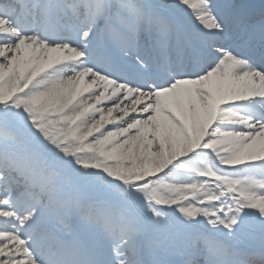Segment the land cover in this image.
I'll return each mask as SVG.
<instances>
[{"label": "snow or ice", "instance_id": "obj_1", "mask_svg": "<svg viewBox=\"0 0 264 264\" xmlns=\"http://www.w3.org/2000/svg\"><path fill=\"white\" fill-rule=\"evenodd\" d=\"M0 264H264V0H0Z\"/></svg>", "mask_w": 264, "mask_h": 264}]
</instances>
